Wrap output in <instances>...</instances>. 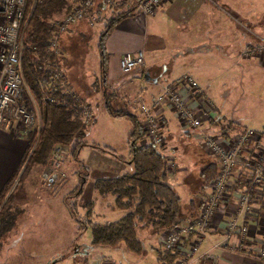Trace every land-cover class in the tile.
<instances>
[{"label": "rangeland", "instance_id": "374dc122", "mask_svg": "<svg viewBox=\"0 0 264 264\" xmlns=\"http://www.w3.org/2000/svg\"><path fill=\"white\" fill-rule=\"evenodd\" d=\"M75 1L77 0H68L70 8ZM225 2L227 1H216V4L234 17L240 12H246L256 15L257 21L264 19V0ZM128 5L129 2L123 7L121 3H114L96 10L92 20H78L60 38L59 71L65 74L72 89L91 105L94 121L86 128L82 141L87 145L79 151L78 161L72 158L70 149L60 152V164L55 171L63 172L64 177L53 181L43 179V173L51 165L47 168L32 165L22 177L21 186L12 191L8 208L11 212L19 213L13 227L0 236V264H82L77 259L78 256L88 264L94 260H111L113 264H158V255L163 252L159 242L162 230L139 228L137 237L143 243L144 250L141 254H136L123 244L93 245L90 228L79 229L81 225L88 224L87 220L94 223L114 222L125 213V210L116 208L112 195L99 194L92 184L99 176H117L133 171L132 164L126 163V141L131 125L127 120L110 117L105 112L102 94L104 89L99 79L98 51V40L106 19ZM67 12L63 10L55 15V20H61ZM153 14L146 15L136 11L124 19L122 26L142 32L141 49L126 55L142 50L145 68L153 71L155 81L149 83L136 80L117 90L113 86L109 89L116 94L113 104L135 113L139 119L142 118L139 106L150 103L140 99V95L157 93L159 87L187 69L195 56L185 48L180 53L173 54L175 48L170 45L173 33L171 25L164 23L160 15ZM255 27L252 23L248 25L252 32L259 34L260 29L256 30ZM142 67L122 73L128 76L142 72ZM229 72L214 70L209 73L211 76L191 73L201 87L209 85L206 94L208 99L205 101L208 100L214 106L215 123L209 126L204 121L203 125L213 135H218L220 128L228 122L236 127L229 132L230 135L241 128L260 129L264 125V73L259 71L258 78H255L245 72L240 76ZM174 122L178 128L170 146L176 148L172 155L175 166L168 169L167 173L168 182L180 198V212L184 213L190 201L197 202L201 191L206 190L199 173L215 158L203 151L198 143L199 137L194 132L189 136L183 126V129L180 128L178 121ZM92 144L111 147L119 156L102 153L91 147ZM157 148L165 156L171 154L169 147H165L164 151ZM5 198L6 194L0 205ZM91 201V215L86 217V206Z\"/></svg>", "mask_w": 264, "mask_h": 264}, {"label": "built area", "instance_id": "2783aa9c", "mask_svg": "<svg viewBox=\"0 0 264 264\" xmlns=\"http://www.w3.org/2000/svg\"><path fill=\"white\" fill-rule=\"evenodd\" d=\"M35 1L32 0V4ZM129 1H75L63 18L56 21L49 49L60 56V38L70 25L84 18L92 20L94 11L103 7ZM166 1L140 0L137 10L152 14ZM25 3L26 0H0V126L17 127L22 133L40 126V115L24 82L20 63ZM250 53L264 55V40ZM143 65L142 50L124 55L119 61L123 73ZM52 79H61L60 82L65 84L64 73L59 70ZM182 89L195 93L199 85L190 74H182L163 84L150 103L139 106L140 121L145 130L141 143L164 148L163 122L158 112L170 106L184 128L198 132L203 151L215 158L218 170L200 196L197 211L159 236L163 251L178 254L169 264H193L210 256L214 248L251 251L257 259L264 261V126L260 129L244 128L229 136L204 132L202 114L191 106ZM83 115L85 123L91 122L93 116L89 106H84ZM60 152V149L53 152L54 161L43 173V179L53 181L64 177L63 172L55 171L60 164ZM170 152L173 155L176 148L171 147ZM173 165L170 159L168 166ZM249 221L254 222L253 227ZM212 230L221 234L218 241H210ZM234 239L238 241L237 246ZM257 240L258 246L254 243ZM205 241L211 242L210 247L200 252Z\"/></svg>", "mask_w": 264, "mask_h": 264}, {"label": "trees", "instance_id": "16d2710c", "mask_svg": "<svg viewBox=\"0 0 264 264\" xmlns=\"http://www.w3.org/2000/svg\"><path fill=\"white\" fill-rule=\"evenodd\" d=\"M139 1L130 0L128 7L108 17L98 40L99 79L104 89V109L110 117L127 120L131 125L126 141V163L132 164L133 171L117 176L96 177L92 187L99 194L112 195L116 208L125 210V213L114 222L94 223L87 220L88 224L79 228H90L93 245L123 244L136 254H141L144 250L143 243L137 237L139 228L165 231L182 222L184 216V213L180 212V198L168 182L167 172L172 168L168 163L170 159L173 160L172 155H167V159L156 146L141 143L145 130L138 115L113 104L116 94L109 91L112 86L107 83L109 55L105 47L106 39L118 23L138 11ZM123 6L121 3V7ZM69 9L68 0H36L33 4L32 0H26L24 6L21 71L40 115V126L26 132V146L17 169L0 189V201L6 194L4 202L0 205V236L13 227L15 217L19 213L9 211L8 204L12 191L21 186L22 177L29 167L36 165L47 168L54 161L53 152L56 149H70L72 158L78 161L79 151L87 145L82 138L86 134L87 126L93 123L94 119L92 117L91 122L85 123L83 111L85 105L91 110V105L72 89L65 74V84L60 82L61 79H52L60 65V56H56L49 49V40L56 27L55 15ZM235 129L232 122H228L218 135L228 136L229 132ZM203 131L207 132L204 129ZM91 147L114 157L118 155L115 149L108 146L92 144ZM20 168L22 169L18 175ZM217 170L216 161H211L200 170L203 188L208 186ZM10 188L11 191L7 194ZM195 203L191 201L192 208ZM91 204L92 201L87 203L86 217L91 215ZM177 256L176 252L163 251L159 259L164 264H169Z\"/></svg>", "mask_w": 264, "mask_h": 264}, {"label": "crops", "instance_id": "0c3cea01", "mask_svg": "<svg viewBox=\"0 0 264 264\" xmlns=\"http://www.w3.org/2000/svg\"><path fill=\"white\" fill-rule=\"evenodd\" d=\"M216 1L230 2V0H168L154 12L153 16L160 15V19L162 20L163 18L164 23L171 25L173 33L171 34L170 45L175 48L173 54L180 53L183 48L195 54L190 60L192 64H188V68L175 78L184 73L190 74L194 78L195 75L193 76L192 72L203 76H211L212 74L209 73L214 70L230 71L232 75L236 73V76L237 74L240 76L245 72L246 75H254L255 78H258L259 71L264 73V55L250 53V50L256 48L264 40V19L257 21L256 15L246 12H240L238 16L234 17L231 13L220 8ZM123 21L115 26L105 42L106 51L109 55L107 83L116 90L121 88L122 85L133 84L136 80H144L149 83L155 81L153 71L145 68V63L142 72L128 76L122 73L119 67L120 59L127 53L141 49L140 43L143 38L141 31L130 30L122 26ZM251 23L256 25V30L260 29L259 34L252 32L248 28ZM144 72L149 73L150 80L144 79ZM198 85L200 88L197 92L193 93L188 89H182V94L187 97L191 106L202 114L203 123L206 121L210 126L215 123V109L212 103L208 102V100L207 102L205 101V99H208L206 94L208 93L209 85H203L202 87L199 83ZM159 90L160 87L158 92ZM157 93H148L145 96L143 93L140 95V99L151 102ZM158 115L163 121L165 147L170 149L174 147L170 145L178 128L174 121L176 120L180 124L179 119L170 106H165L163 110L158 112ZM180 128H182L181 124ZM222 128H220L219 132ZM203 129L206 131L205 125H203ZM184 130L189 136L192 134L191 132H194L199 137L197 131L186 128ZM25 134L20 132L17 127L5 128L0 126V189L17 169L26 146ZM198 143L200 144V137ZM127 153L128 149L126 152L128 156ZM204 192L205 190L201 191L200 196ZM199 204L200 197L193 208L190 201L186 206L182 220L184 221L195 213ZM249 223L252 227L254 226L253 221H249ZM220 238L221 234L216 230H212L209 234L210 241H218ZM210 241L203 242L200 252H204L210 247ZM233 242L237 246V239H234ZM254 243L258 246L259 240ZM159 255H161V252ZM159 255L157 258L158 264H164L159 259ZM77 259L82 264H88L81 256H78ZM91 264L113 263H111V260H94ZM193 264H264V261L257 259L251 251H243L238 248H234V250L214 248L211 249L210 256L198 259Z\"/></svg>", "mask_w": 264, "mask_h": 264}, {"label": "water", "instance_id": "95a60500", "mask_svg": "<svg viewBox=\"0 0 264 264\" xmlns=\"http://www.w3.org/2000/svg\"><path fill=\"white\" fill-rule=\"evenodd\" d=\"M143 77H144V79H146V80H150V79H151V77H150V75H149L148 72H144V73H143Z\"/></svg>", "mask_w": 264, "mask_h": 264}]
</instances>
